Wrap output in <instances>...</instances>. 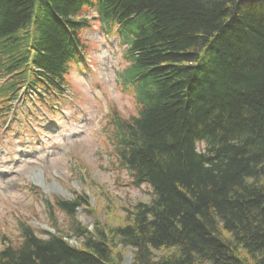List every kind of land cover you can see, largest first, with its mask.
Instances as JSON below:
<instances>
[{"label": "trees", "instance_id": "obj_1", "mask_svg": "<svg viewBox=\"0 0 264 264\" xmlns=\"http://www.w3.org/2000/svg\"><path fill=\"white\" fill-rule=\"evenodd\" d=\"M93 21L123 49L116 80L137 110L111 106L100 132L150 201L93 231L75 221L81 195L44 202L70 234L17 219L0 264H125L127 248L130 264H264V0H0V118L70 92Z\"/></svg>", "mask_w": 264, "mask_h": 264}, {"label": "rangeland", "instance_id": "obj_2", "mask_svg": "<svg viewBox=\"0 0 264 264\" xmlns=\"http://www.w3.org/2000/svg\"><path fill=\"white\" fill-rule=\"evenodd\" d=\"M90 25L81 35L87 51L69 76L70 92L51 104L43 96L23 95L0 118V249L3 236L19 242L17 219L41 239V232L52 233L53 228L70 234L68 219L53 210L50 221L44 202L81 195L87 205L77 209L75 221L93 231L95 220L114 223L124 210L150 201L148 187L134 188L128 174L117 169L101 135L108 108L113 106L125 120L137 110L116 80L126 67L123 49L100 24ZM70 244L79 247L74 240ZM125 251L124 262L130 264L133 251Z\"/></svg>", "mask_w": 264, "mask_h": 264}, {"label": "bare ground", "instance_id": "obj_3", "mask_svg": "<svg viewBox=\"0 0 264 264\" xmlns=\"http://www.w3.org/2000/svg\"><path fill=\"white\" fill-rule=\"evenodd\" d=\"M253 1H256V0H253ZM83 57H85V55H83ZM69 78V77H68Z\"/></svg>", "mask_w": 264, "mask_h": 264}, {"label": "water", "instance_id": "obj_4", "mask_svg": "<svg viewBox=\"0 0 264 264\" xmlns=\"http://www.w3.org/2000/svg\"><path fill=\"white\" fill-rule=\"evenodd\" d=\"M128 263V260L125 262V264H127Z\"/></svg>", "mask_w": 264, "mask_h": 264}]
</instances>
